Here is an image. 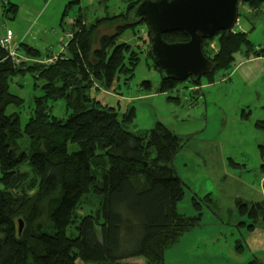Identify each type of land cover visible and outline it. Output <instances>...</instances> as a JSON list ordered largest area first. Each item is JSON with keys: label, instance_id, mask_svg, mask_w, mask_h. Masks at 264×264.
<instances>
[{"label": "trees", "instance_id": "1", "mask_svg": "<svg viewBox=\"0 0 264 264\" xmlns=\"http://www.w3.org/2000/svg\"><path fill=\"white\" fill-rule=\"evenodd\" d=\"M139 1L127 0L123 12L88 26L76 27L73 18L67 32L71 36L61 40V50L47 54L55 56L50 64H16L0 47V183L7 185L24 160L39 176L36 191L28 197L0 191V264H75L76 259L123 264L134 257L160 264L163 251L200 220L195 196L194 215L177 210L183 183L171 162L181 147L179 138L160 122L149 131H130L131 110L120 118L89 94L98 86L109 89L120 75L132 77L140 52L118 40L124 30L146 25L131 19ZM241 4L256 10L261 2ZM8 5L14 12L16 5L3 4ZM110 25L113 33L94 48L93 32ZM147 36L149 40L148 28ZM162 39L188 40L180 32L163 34ZM214 39L216 51L208 46ZM147 46L145 54L152 61ZM24 47L25 55L40 58L38 51ZM241 48L246 55L254 50L244 33L232 30L203 40L202 52L212 65L205 76L228 69ZM152 67L160 74L153 62ZM23 78L32 82L37 94L22 124L18 109L23 100L11 87H20L18 79ZM177 83L160 78L158 92H169ZM142 85L150 88L147 81ZM58 102L60 116L53 113ZM8 106L16 110L6 114ZM236 204L241 215L264 224V202ZM246 264L262 263L255 257Z\"/></svg>", "mask_w": 264, "mask_h": 264}, {"label": "rangeland", "instance_id": "2", "mask_svg": "<svg viewBox=\"0 0 264 264\" xmlns=\"http://www.w3.org/2000/svg\"><path fill=\"white\" fill-rule=\"evenodd\" d=\"M124 1L0 0V40L10 38L9 45L16 47L18 56L38 61L24 54V44L38 51L39 59L51 52L55 55L73 18L76 27L88 26L96 19L123 12ZM6 2L16 5L14 12L9 5L3 6ZM232 31L244 33L254 50L246 55L241 48L228 69L218 70L210 78L201 77L198 87L187 80L159 93L160 74L145 54L147 26L140 23L124 30L118 40L140 52L132 77L120 75L109 89L94 86L89 90L92 98L113 108L120 118L131 110L130 131H149L160 122L181 142L171 162L183 183L177 210L194 215L195 196L201 215L195 226L163 251L160 264H246L255 257L264 264V224L241 215L236 204L237 200L242 205L264 202V124L256 125L264 123V1L256 10L240 2ZM112 33L111 25L95 30L93 47H100L103 38ZM208 46L216 51V39ZM18 80L20 87L11 88L23 100L18 109L23 124L37 92L29 79ZM143 81L149 82L150 88H145ZM61 106V102L54 106L56 116H60L62 111L56 112ZM15 110L8 106L6 114ZM38 183L37 172L24 160L7 185L0 183V191L28 197ZM75 264L98 263L76 259ZM123 264H145V259L134 257Z\"/></svg>", "mask_w": 264, "mask_h": 264}, {"label": "water", "instance_id": "3", "mask_svg": "<svg viewBox=\"0 0 264 264\" xmlns=\"http://www.w3.org/2000/svg\"><path fill=\"white\" fill-rule=\"evenodd\" d=\"M250 0H140L133 8L131 19L144 21L148 28L147 50L162 80L197 85L211 71V61L202 52V41L218 32L228 34L238 16L240 2ZM263 2L264 0H257ZM180 32L186 42L167 43L163 34ZM194 90L193 94L197 95ZM18 232L22 223L18 222Z\"/></svg>", "mask_w": 264, "mask_h": 264}, {"label": "built area", "instance_id": "4", "mask_svg": "<svg viewBox=\"0 0 264 264\" xmlns=\"http://www.w3.org/2000/svg\"><path fill=\"white\" fill-rule=\"evenodd\" d=\"M70 36H71L70 34H67L66 35V38H69ZM9 43H10V38H8V40L6 38L0 40V47H2L5 50H7V53L9 54V56L11 57V59L16 64L19 63V62H21V61H27L26 58L23 59L21 56H18L16 47H14V48L10 47ZM53 59H55V56L53 58H49L48 60H46L43 63L44 64H50V63H52L54 61Z\"/></svg>", "mask_w": 264, "mask_h": 264}, {"label": "crops", "instance_id": "5", "mask_svg": "<svg viewBox=\"0 0 264 264\" xmlns=\"http://www.w3.org/2000/svg\"><path fill=\"white\" fill-rule=\"evenodd\" d=\"M124 2H125V6H126V3H127V2H126V1H124ZM60 50H61V48H60ZM52 53H53V52H51V54H52ZM57 53H58V52H57ZM52 55H53V54H52ZM44 59H46V57H45V58H42V59H39V58H38L37 60H38V61H41V60H44ZM33 61H36V60H33Z\"/></svg>", "mask_w": 264, "mask_h": 264}, {"label": "flooded vegetation", "instance_id": "6", "mask_svg": "<svg viewBox=\"0 0 264 264\" xmlns=\"http://www.w3.org/2000/svg\"><path fill=\"white\" fill-rule=\"evenodd\" d=\"M187 80L191 83V80H190V79H187ZM187 80H186V81H187ZM184 82H185V81H184ZM191 85H192V84H191ZM195 87H198V86H195Z\"/></svg>", "mask_w": 264, "mask_h": 264}]
</instances>
